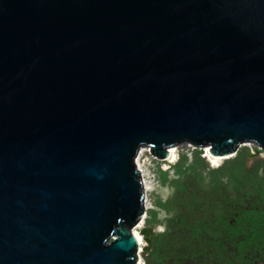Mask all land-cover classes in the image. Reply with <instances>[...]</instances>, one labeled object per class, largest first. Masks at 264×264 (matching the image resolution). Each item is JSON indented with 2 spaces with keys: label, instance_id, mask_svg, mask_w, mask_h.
<instances>
[{
  "label": "water",
  "instance_id": "water-1",
  "mask_svg": "<svg viewBox=\"0 0 264 264\" xmlns=\"http://www.w3.org/2000/svg\"><path fill=\"white\" fill-rule=\"evenodd\" d=\"M184 144L264 151V0H0V264H138Z\"/></svg>",
  "mask_w": 264,
  "mask_h": 264
},
{
  "label": "rangeland",
  "instance_id": "rangeland-1",
  "mask_svg": "<svg viewBox=\"0 0 264 264\" xmlns=\"http://www.w3.org/2000/svg\"><path fill=\"white\" fill-rule=\"evenodd\" d=\"M173 148L178 157L173 165L167 158L154 156L150 148L139 151V155L147 151L142 160L150 159L147 171L151 184L144 197L147 204L142 236L144 231H151L158 239L178 222L191 228L204 224L207 234L197 241L209 248L203 251L200 263H191L213 264V246L219 245L227 254L222 264H264V235L254 233L264 226V151L244 144L236 154L217 156L222 160L218 167H212L206 158L208 147L184 144ZM147 246L145 243L142 264H159L156 250L147 252Z\"/></svg>",
  "mask_w": 264,
  "mask_h": 264
},
{
  "label": "trees",
  "instance_id": "trees-1",
  "mask_svg": "<svg viewBox=\"0 0 264 264\" xmlns=\"http://www.w3.org/2000/svg\"><path fill=\"white\" fill-rule=\"evenodd\" d=\"M240 216L242 217V215ZM176 220L177 218L172 220L171 223ZM171 226L169 227L170 232L168 234L158 239L152 237L150 240H146L148 244L146 251L149 252L155 249L159 264H194L190 262L193 260H197L200 263L202 257L205 255L203 251H205V248H209V246L203 245V241L197 240L206 236L207 226L201 224V226H194L193 228L191 226L182 227L181 222H178L175 227ZM258 228L254 233L256 235H264V226H259ZM215 231L219 232V228H216ZM213 248L216 252L213 264H222L227 254H224V250L219 245H215ZM225 248L228 249V246ZM201 252L204 254H201Z\"/></svg>",
  "mask_w": 264,
  "mask_h": 264
},
{
  "label": "bare ground",
  "instance_id": "bare-ground-1",
  "mask_svg": "<svg viewBox=\"0 0 264 264\" xmlns=\"http://www.w3.org/2000/svg\"><path fill=\"white\" fill-rule=\"evenodd\" d=\"M171 148L172 149L168 151L167 162L169 164H174V163H176L178 157L176 155V150L173 147H171ZM145 151L142 150L141 154L139 155V158L136 160V165H137V169L140 172V175H142V179H143L142 182L144 184L145 194L147 196L148 193L151 191V184L149 183L150 177H149V174L147 171V166H149L150 159L142 160L145 157L143 155V153H145ZM206 153H207V155H206L207 158H209L211 160V161L209 160V162L211 163L212 167H218L219 162L222 159L217 157V156H212L210 151H209V148L206 150ZM146 204L147 203H145V205ZM144 224H145V218H143L141 225L133 231V235L135 236V238L138 242V246H139L138 259H139L140 264H142V254H143V245H144L143 238L141 237V234H140V230L143 229Z\"/></svg>",
  "mask_w": 264,
  "mask_h": 264
},
{
  "label": "clouds",
  "instance_id": "clouds-1",
  "mask_svg": "<svg viewBox=\"0 0 264 264\" xmlns=\"http://www.w3.org/2000/svg\"><path fill=\"white\" fill-rule=\"evenodd\" d=\"M206 158H207V156H206ZM231 158V157H230ZM208 159V158H207ZM229 159V158H228ZM175 164V163H174ZM170 165H173V164H170ZM142 179V178H141ZM145 232L146 231H144V237L142 236V234H141V237L143 238V243L145 244L146 243V240H148V239H146V235H145ZM149 232H151V231H149ZM151 234H152V236H153V233L151 232ZM152 236H151V238H152ZM150 240V239H149ZM139 247V246H138ZM145 250V247H144V245H143V251ZM138 251H139V249H138ZM138 253V252H137ZM138 264H140V263H138Z\"/></svg>",
  "mask_w": 264,
  "mask_h": 264
}]
</instances>
